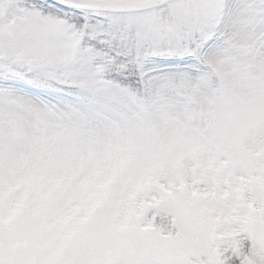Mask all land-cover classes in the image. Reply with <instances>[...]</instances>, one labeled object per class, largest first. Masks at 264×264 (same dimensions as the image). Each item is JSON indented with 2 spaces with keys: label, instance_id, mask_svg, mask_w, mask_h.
Here are the masks:
<instances>
[{
  "label": "snow or ice",
  "instance_id": "snow-or-ice-1",
  "mask_svg": "<svg viewBox=\"0 0 264 264\" xmlns=\"http://www.w3.org/2000/svg\"><path fill=\"white\" fill-rule=\"evenodd\" d=\"M0 264H264V0H0Z\"/></svg>",
  "mask_w": 264,
  "mask_h": 264
}]
</instances>
